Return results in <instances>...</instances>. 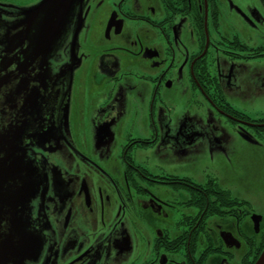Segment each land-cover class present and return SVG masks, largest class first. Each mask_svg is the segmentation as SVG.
<instances>
[{"label":"flooded vegetation","instance_id":"1","mask_svg":"<svg viewBox=\"0 0 264 264\" xmlns=\"http://www.w3.org/2000/svg\"><path fill=\"white\" fill-rule=\"evenodd\" d=\"M73 1L0 0V264H253L264 212L186 110L259 144L229 97L264 96V0Z\"/></svg>","mask_w":264,"mask_h":264},{"label":"rangeland","instance_id":"2","mask_svg":"<svg viewBox=\"0 0 264 264\" xmlns=\"http://www.w3.org/2000/svg\"><path fill=\"white\" fill-rule=\"evenodd\" d=\"M81 1L86 3V0ZM217 65L223 67L222 60L218 59ZM223 68L226 69L227 66ZM229 69L233 74L234 90L237 87L245 88L246 76L243 79L234 76L240 70L238 66L232 64ZM248 89L246 90L249 91ZM259 97L248 93L241 97H229V102L251 118L264 117V96ZM186 111L191 119L192 133L195 127H199L203 132L200 142H196L194 137L192 140L193 150L198 147L205 152V157L200 156L199 162L206 165V171L210 175L222 179L224 188L231 189L234 195H245L256 212H264V136L259 140V144L244 141L236 133L235 125L203 99L190 102ZM8 264H24V259L13 255L8 259Z\"/></svg>","mask_w":264,"mask_h":264},{"label":"water","instance_id":"3","mask_svg":"<svg viewBox=\"0 0 264 264\" xmlns=\"http://www.w3.org/2000/svg\"><path fill=\"white\" fill-rule=\"evenodd\" d=\"M254 219L256 220V218H254ZM258 219H259V217L257 218V220ZM261 250L262 251H261L260 255L256 258V260L253 264H264V246Z\"/></svg>","mask_w":264,"mask_h":264},{"label":"trees","instance_id":"4","mask_svg":"<svg viewBox=\"0 0 264 264\" xmlns=\"http://www.w3.org/2000/svg\"><path fill=\"white\" fill-rule=\"evenodd\" d=\"M263 246H264V239H263V242H262V244H261V247H260V249H259V252L257 253V257L260 255V253H261V249L263 248ZM256 260V259H255ZM255 260H254V262H255ZM253 262V263H254Z\"/></svg>","mask_w":264,"mask_h":264}]
</instances>
